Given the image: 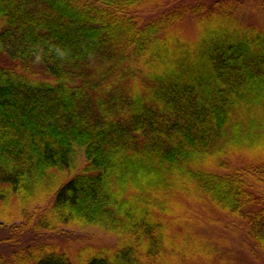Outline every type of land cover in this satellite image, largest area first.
<instances>
[{"label":"trees","instance_id":"1","mask_svg":"<svg viewBox=\"0 0 264 264\" xmlns=\"http://www.w3.org/2000/svg\"><path fill=\"white\" fill-rule=\"evenodd\" d=\"M160 2L0 0V264H264V25Z\"/></svg>","mask_w":264,"mask_h":264},{"label":"rangeland","instance_id":"2","mask_svg":"<svg viewBox=\"0 0 264 264\" xmlns=\"http://www.w3.org/2000/svg\"><path fill=\"white\" fill-rule=\"evenodd\" d=\"M162 2L160 3H164L168 0H161ZM212 0H208V2H211ZM239 1H243V5L240 4L239 6V10H238V17L241 19V21H243L246 24H251L256 26L257 28H261L264 25V14L262 12V10L260 8H258L257 4H258V0H239ZM158 3L152 4L150 5V7H154L156 6ZM183 23V22H182ZM176 24V25H180L181 24ZM185 24H182L183 27V31L182 33H184V35L190 36L192 37V32H194V30L192 29V27H189V23H186L184 21ZM40 76H43V74H40ZM77 169L79 170L80 167L83 166V160L84 157L83 155L80 153L77 155ZM212 233H217L216 230H210L209 232ZM72 235L70 236V239H66L62 236L60 237H48V238H44V237H37V238H31V239H26L24 242L25 243H29L32 240L35 241H42V240H49V241H55V243H58L61 246H64V244H68L70 243V248L72 246L73 248V252L78 249L81 245L87 243L88 241H92L90 243H95V244H111L114 242V237L111 235H107L103 232H99L96 229H90L87 231H83V236H81L80 232H71ZM75 234V236L73 235ZM6 236V235H5ZM5 236H0V238H4ZM31 237H36L35 235H30ZM93 237L92 239H89V237ZM89 239V240H88ZM73 240V241H72ZM70 241V242H69ZM68 242V243H67ZM213 261L211 262V264H218V261H215L216 258L212 259ZM224 264H257L254 261H251V259H248V257L246 255H244L243 253H234L230 256V258H228L227 261H225Z\"/></svg>","mask_w":264,"mask_h":264}]
</instances>
